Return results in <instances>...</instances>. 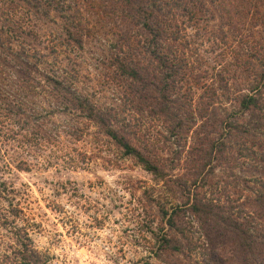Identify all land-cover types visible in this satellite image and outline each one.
I'll return each instance as SVG.
<instances>
[{"label":"rangeland","instance_id":"obj_1","mask_svg":"<svg viewBox=\"0 0 264 264\" xmlns=\"http://www.w3.org/2000/svg\"><path fill=\"white\" fill-rule=\"evenodd\" d=\"M164 1L143 17L147 1L0 0V26L38 67L0 73V264H236L226 226L185 206L192 189L264 231V0Z\"/></svg>","mask_w":264,"mask_h":264},{"label":"trees","instance_id":"obj_2","mask_svg":"<svg viewBox=\"0 0 264 264\" xmlns=\"http://www.w3.org/2000/svg\"><path fill=\"white\" fill-rule=\"evenodd\" d=\"M128 4L133 3L134 1L140 2V1H147L149 6L152 8L151 10L147 7H144L142 5L137 6L135 10H137L143 17H153V10L157 11H163V5H167L164 2L167 3V1L164 0H125ZM180 0H169V5L171 8L169 11L173 10L172 8L179 3ZM168 5V6H169ZM135 8V7H134ZM1 9V7H0ZM145 20V18H144ZM147 22V23H146ZM146 26H150L152 30H154L151 26L152 24H149L148 21H145ZM11 28L9 25L7 27L1 25L0 26V73H4L6 68H13L15 65H18L19 67H22L20 69V72L23 75H28V77L31 75V70H36V64L29 61V57L33 56L30 51H27L24 45H20V49L14 47L13 40L17 37H12L8 35V29ZM158 33V32H157ZM160 34V33H158ZM20 38V37H19ZM19 40V39H18ZM154 55L159 56L158 53V47L153 45L152 49H149ZM126 73L134 78L139 76V72L136 68L131 67L130 70H126ZM29 73V74H28ZM55 80V79H54ZM61 83L60 81H57ZM60 85V84H59ZM1 88V86H0ZM60 88V87H58ZM74 97V106L81 109L82 111L86 112L87 117L94 121L95 123H98L101 127L104 128V131L106 134H108L119 146H121L124 150V153L127 155H131L137 158V160L142 164V166L149 170L157 172L158 166L150 161L136 146L131 144L127 138L123 135H120L117 130L111 125L112 118L108 113H103L102 111L98 110L92 103H90L89 99L87 97H81L80 95H73ZM258 98L254 95H245L244 99L242 100V107L244 109H251L252 106L258 107ZM262 161H264V154L260 158ZM193 190V189H192ZM191 190V191H192ZM195 190V189H194ZM192 201H189L186 203L185 206L189 207L192 212L194 213H201L205 212L206 214H211L213 216H217V218L214 217L216 221V225L219 227L220 223L218 220L221 221L226 227L225 231H222L220 233L221 236H226L229 234H232L230 236H233L238 241V246L236 249V264H264V231H257L255 227H252L251 225H245L237 218L232 217L231 215H220L219 213H213L214 209L210 203H204L203 200L199 197L198 193L193 191L191 193ZM254 201L256 202L257 206H260L264 210V180H261V185L259 187L258 194L255 195ZM259 210L257 207L249 212L252 216L259 215ZM166 214L168 212L164 211ZM224 214V213H223ZM213 218V217H212ZM169 220L172 223V226H175L174 222V216H170ZM166 244L169 246L172 245L171 239L168 237H165ZM29 251H31L29 249ZM33 256L30 255L29 263L33 261ZM218 264H223V262H220Z\"/></svg>","mask_w":264,"mask_h":264}]
</instances>
